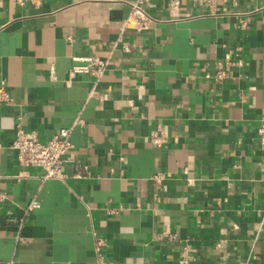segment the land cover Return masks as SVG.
I'll return each mask as SVG.
<instances>
[{
    "label": "crops",
    "instance_id": "obj_1",
    "mask_svg": "<svg viewBox=\"0 0 264 264\" xmlns=\"http://www.w3.org/2000/svg\"><path fill=\"white\" fill-rule=\"evenodd\" d=\"M133 1L0 0V264H264V0ZM75 120L61 179L19 164Z\"/></svg>",
    "mask_w": 264,
    "mask_h": 264
},
{
    "label": "built area",
    "instance_id": "obj_2",
    "mask_svg": "<svg viewBox=\"0 0 264 264\" xmlns=\"http://www.w3.org/2000/svg\"><path fill=\"white\" fill-rule=\"evenodd\" d=\"M149 4L150 0H134L131 2L122 29H133L137 32L147 30L153 21L146 11ZM74 61L75 64L69 70L71 76L85 74L100 78L109 65L107 60L98 57L74 59ZM7 101L6 92L0 89V102ZM79 123L80 120H75L70 126L59 129L47 142H41L35 132H27L21 127H17L11 148L15 151L19 164L41 169L44 180L61 179L63 177V166L70 161L73 152L71 134L74 127ZM259 135L261 145L264 147V125L259 129ZM151 143L158 148L165 141L159 135L154 134L151 137ZM37 208H39L38 202L32 200L27 207V211ZM171 239H175V237L172 236ZM102 245V241H97L98 247ZM180 262L181 264H189V255L186 249L181 252Z\"/></svg>",
    "mask_w": 264,
    "mask_h": 264
}]
</instances>
